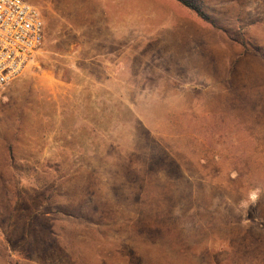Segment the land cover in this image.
<instances>
[{
	"label": "rangeland",
	"instance_id": "374dc122",
	"mask_svg": "<svg viewBox=\"0 0 264 264\" xmlns=\"http://www.w3.org/2000/svg\"><path fill=\"white\" fill-rule=\"evenodd\" d=\"M27 1L0 264H264V0Z\"/></svg>",
	"mask_w": 264,
	"mask_h": 264
},
{
	"label": "built area",
	"instance_id": "2783aa9c",
	"mask_svg": "<svg viewBox=\"0 0 264 264\" xmlns=\"http://www.w3.org/2000/svg\"><path fill=\"white\" fill-rule=\"evenodd\" d=\"M44 34L38 7L27 0H0V89L27 67Z\"/></svg>",
	"mask_w": 264,
	"mask_h": 264
},
{
	"label": "trees",
	"instance_id": "16d2710c",
	"mask_svg": "<svg viewBox=\"0 0 264 264\" xmlns=\"http://www.w3.org/2000/svg\"><path fill=\"white\" fill-rule=\"evenodd\" d=\"M177 1H179L182 5L186 6L187 8L193 10L200 18L204 20L208 19L205 12L193 0H177Z\"/></svg>",
	"mask_w": 264,
	"mask_h": 264
}]
</instances>
